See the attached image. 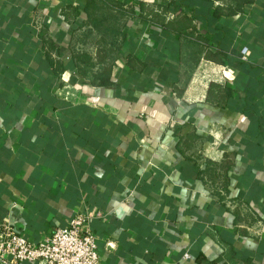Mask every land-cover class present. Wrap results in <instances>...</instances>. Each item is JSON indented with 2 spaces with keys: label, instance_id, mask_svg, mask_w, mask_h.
<instances>
[{
  "label": "crops",
  "instance_id": "1",
  "mask_svg": "<svg viewBox=\"0 0 264 264\" xmlns=\"http://www.w3.org/2000/svg\"><path fill=\"white\" fill-rule=\"evenodd\" d=\"M77 213L99 264H264V0H0V223Z\"/></svg>",
  "mask_w": 264,
  "mask_h": 264
},
{
  "label": "built area",
  "instance_id": "2",
  "mask_svg": "<svg viewBox=\"0 0 264 264\" xmlns=\"http://www.w3.org/2000/svg\"><path fill=\"white\" fill-rule=\"evenodd\" d=\"M244 49L243 53L246 54ZM86 216L75 214L39 242H31L8 223H0V263L99 264L96 237L82 226ZM186 256H188L186 254Z\"/></svg>",
  "mask_w": 264,
  "mask_h": 264
},
{
  "label": "trees",
  "instance_id": "3",
  "mask_svg": "<svg viewBox=\"0 0 264 264\" xmlns=\"http://www.w3.org/2000/svg\"><path fill=\"white\" fill-rule=\"evenodd\" d=\"M100 82H101V83H105V80H104V79H102V80H100Z\"/></svg>",
  "mask_w": 264,
  "mask_h": 264
}]
</instances>
